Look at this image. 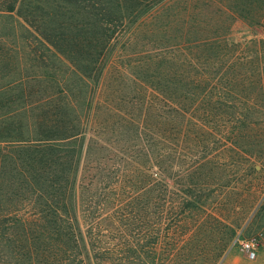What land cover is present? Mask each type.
I'll use <instances>...</instances> for the list:
<instances>
[{
    "label": "rangeland",
    "instance_id": "374dc122",
    "mask_svg": "<svg viewBox=\"0 0 264 264\" xmlns=\"http://www.w3.org/2000/svg\"><path fill=\"white\" fill-rule=\"evenodd\" d=\"M22 1L30 24L0 11V165L25 175L0 179L11 250L52 233L55 190L26 167L64 165L76 239H48L51 264H81V227L98 264H264V0ZM104 22L109 42L85 32Z\"/></svg>",
    "mask_w": 264,
    "mask_h": 264
},
{
    "label": "trees",
    "instance_id": "16d2710c",
    "mask_svg": "<svg viewBox=\"0 0 264 264\" xmlns=\"http://www.w3.org/2000/svg\"><path fill=\"white\" fill-rule=\"evenodd\" d=\"M27 1V0H25ZM34 2L35 7H32L31 10L33 9H39L41 11L44 10V6L48 3L50 4L49 0H31ZM63 2H65L64 0H61ZM22 0H0V11L3 13H13V12H17L19 14V16L21 18H23L27 23H29V20L31 18H33V12L32 11H27L24 8H26L25 4L22 3ZM30 3V2H29ZM31 4V3H30ZM117 7L118 9H121V3L119 1H117ZM24 9V10H23ZM101 11H103V15L105 16H110L112 15V11L111 10H106V8H103ZM100 11V12H101ZM105 21V20H102ZM30 24V23H29ZM100 29L97 28V26H94V28H97L96 31H94L92 28L85 31L86 33H90V31H92L90 34L92 36L95 37H101L102 39H104V41H110L114 38V35L117 34L116 29L120 27V24L118 26L113 25L112 23H107L104 22V24L102 23L100 26ZM38 30V29H36ZM40 35L47 41L49 42V44H51L52 39L50 38L51 36H48L46 32H40ZM54 35L52 34V37ZM61 36L64 37L65 33H61ZM54 43V42H53ZM55 44V43H54ZM52 45V44H51ZM53 46V45H52ZM56 46V45H55ZM93 94V93H91ZM92 101L93 98L90 99V102H88V105H84V107H86V109L91 111V107H92ZM52 103V102H51ZM56 105V108L58 109L59 112H64L66 109L68 108H72L75 110L76 105L68 104V103H60L58 104H54ZM53 106V105H52ZM50 118V117H49ZM39 122H41V117H39ZM56 118L52 120L48 119L47 120V124H50V129L54 130L55 127V123H56ZM82 125H83V121H81ZM41 125V123H40ZM72 137H74L73 139L77 138V135H73ZM52 139L51 145L47 151L51 150V152H54L57 154V152H55V149L57 151L58 148H61L65 145H61L60 144V139L56 138L55 136L50 137ZM62 141L65 140V138H61ZM22 143V141H20ZM59 142V143H58ZM68 142V141H67ZM1 144V143H0ZM64 144H67L66 142ZM72 144H67V146L69 147ZM31 149L33 150V148L31 147ZM39 152V151H38ZM41 152V151H40ZM39 156H41L38 160L36 159H31V162H43L45 159L48 161H51V159L48 157L47 154L42 153ZM53 160V159H52ZM54 166H60V167H65L64 165H29L28 167H26L25 171L28 174L29 178L32 179L33 186H39L42 183H49L50 188L54 191V193H51V197L50 199L45 198V195L43 194V198L42 200H44V203H41L42 205V210H43V214L45 215H52L54 217V220L49 223L47 219H43L45 221L44 224L50 226L47 230L51 231L52 233L49 232H45V234L47 235V239L45 241H43V243H40L39 237L36 236H30V239L28 237L25 238H20L21 241L25 240V245H23V247H21L19 249V251H16L14 249L11 250V240L7 237L8 234V229H5L1 223L0 220V264H25V263H29V262H33L34 264H51L50 262L56 258L59 257V254L56 253V255H54L52 249L50 247H48V239H51L54 241H56V243H58V239L59 237L61 238H65L68 240V238H74L76 239V236H73V233L67 234V233H60L63 229V225H70V228H76V224H77V219H76V214H75V199L74 197V187L72 186V188L68 191H64L62 188L61 189H57L58 188V181H57V176H59V174H57L56 168L53 170L52 168H54ZM22 171L23 168L21 165H0V179H4V174L6 175V173H13L14 176L13 178H18L17 174L22 175ZM12 176V174H11ZM24 172H23V175ZM27 182V181H26ZM35 182V183H34ZM30 184V185H31ZM23 186V185H22ZM3 189L0 186V206L3 203ZM58 191V192H57ZM40 192V191H39ZM41 193V192H40ZM14 192H11L10 195H13ZM42 194V193H41ZM57 194H60V196L57 197ZM15 195V194H14ZM60 197V198H59ZM63 198V199H61ZM47 199V200H46ZM74 200V202H73ZM67 203V206H70L69 208L72 209V215L66 213V211H62L59 210L60 207L65 208V205ZM65 212L66 213V217H63L62 215H60L59 217V212ZM74 211V212H73ZM0 216H1V210H0ZM9 216V215H8ZM62 219V220H61ZM21 224V226H24V224L26 223V221H20L19 222ZM24 229H26L25 227H23ZM80 233V232H79ZM32 234H34V232H32ZM81 264H98L95 262L94 258L96 259H100L101 257V253L102 252H109V251H105L104 249L100 250L101 253H96L94 250V248L92 250H90L89 245L87 244L86 238H85V234L82 230L81 227ZM40 236V235H38ZM19 241V239L17 240ZM15 244V243H14ZM13 244V245H14ZM66 245V244H65ZM64 245V246H65ZM50 246H52L50 244ZM58 248L57 250L59 251L60 246L59 244L56 245ZM65 250V249H64ZM98 251V252H100ZM19 252V253H17ZM93 254H95L93 256Z\"/></svg>",
    "mask_w": 264,
    "mask_h": 264
},
{
    "label": "built area",
    "instance_id": "2783aa9c",
    "mask_svg": "<svg viewBox=\"0 0 264 264\" xmlns=\"http://www.w3.org/2000/svg\"><path fill=\"white\" fill-rule=\"evenodd\" d=\"M240 243L242 250L246 252L249 255V258L254 259L257 254V242L252 239H244V240H238Z\"/></svg>",
    "mask_w": 264,
    "mask_h": 264
}]
</instances>
